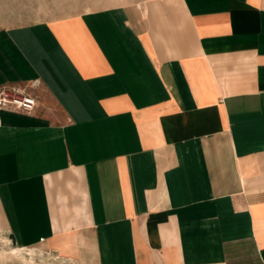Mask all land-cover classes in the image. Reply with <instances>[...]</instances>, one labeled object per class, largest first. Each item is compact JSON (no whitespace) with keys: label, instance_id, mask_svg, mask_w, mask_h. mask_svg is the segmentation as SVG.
Wrapping results in <instances>:
<instances>
[{"label":"crops","instance_id":"1","mask_svg":"<svg viewBox=\"0 0 264 264\" xmlns=\"http://www.w3.org/2000/svg\"><path fill=\"white\" fill-rule=\"evenodd\" d=\"M1 84L39 101L0 110L14 247L56 264H264V0L0 28Z\"/></svg>","mask_w":264,"mask_h":264},{"label":"rangeland","instance_id":"2","mask_svg":"<svg viewBox=\"0 0 264 264\" xmlns=\"http://www.w3.org/2000/svg\"><path fill=\"white\" fill-rule=\"evenodd\" d=\"M145 1L147 0H0V28L50 20L89 7H103L119 2L135 3L142 7ZM2 233L9 238L7 233ZM11 245H14L13 242Z\"/></svg>","mask_w":264,"mask_h":264},{"label":"built area","instance_id":"3","mask_svg":"<svg viewBox=\"0 0 264 264\" xmlns=\"http://www.w3.org/2000/svg\"><path fill=\"white\" fill-rule=\"evenodd\" d=\"M39 104L37 96L25 88H17L7 84L0 85V110L6 109L14 112L33 113ZM21 248H27L26 246ZM48 256L49 253H46ZM39 262V261H38ZM51 264L56 259L51 258ZM41 263V261L39 262Z\"/></svg>","mask_w":264,"mask_h":264},{"label":"bare ground","instance_id":"4","mask_svg":"<svg viewBox=\"0 0 264 264\" xmlns=\"http://www.w3.org/2000/svg\"><path fill=\"white\" fill-rule=\"evenodd\" d=\"M0 252L2 254H10L24 264H36L38 261H41L44 264H51V262H47L52 258L50 255L47 256L46 253L35 252L31 249L16 248L11 245V241L8 238H3L1 235Z\"/></svg>","mask_w":264,"mask_h":264}]
</instances>
